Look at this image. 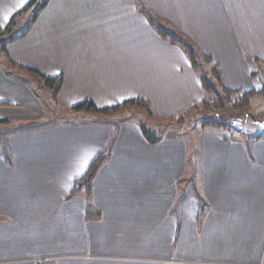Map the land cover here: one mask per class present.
<instances>
[{
    "label": "crops",
    "instance_id": "crops-1",
    "mask_svg": "<svg viewBox=\"0 0 264 264\" xmlns=\"http://www.w3.org/2000/svg\"><path fill=\"white\" fill-rule=\"evenodd\" d=\"M32 1L0 0V30L33 19ZM143 3L226 88L264 89V0H48L25 37L0 42V264H264V132L153 129L151 143L147 125L72 110L139 100L171 119L206 98ZM27 69L63 77L56 101ZM112 142L90 193H74Z\"/></svg>",
    "mask_w": 264,
    "mask_h": 264
},
{
    "label": "rangeland",
    "instance_id": "rangeland-1",
    "mask_svg": "<svg viewBox=\"0 0 264 264\" xmlns=\"http://www.w3.org/2000/svg\"><path fill=\"white\" fill-rule=\"evenodd\" d=\"M38 7H40V2L37 4V6H34L33 9L34 11L31 10V8L28 9L27 11L31 10L35 12L36 8L38 9ZM139 9L140 10L142 9L143 13L150 19L151 24L155 28L162 27L164 30H167V33L172 34L173 38H175V41L179 43L184 49H186V51H194V49H196L194 47H196L197 45L194 44V42L191 40L186 41L185 40L186 38L184 37L182 31L179 28L172 27V25H170L166 21L159 19L156 14V10L153 6H148L143 3L140 4ZM30 14L32 13H28L27 15L21 17L16 22V24L12 26V29L9 32L6 33L0 30V42L1 43L8 42L9 40L15 37L23 35L27 31V29L32 25L33 19ZM255 64L259 69V71L261 72V74H264V64H258L257 62H255ZM197 67L199 74L205 78V80L209 85V88L210 86L216 85L215 79L211 78V73H212L211 70L213 68V65L206 63L202 59L201 60L199 59ZM217 90L221 91L220 87L217 86ZM47 92L49 93L50 91L47 90ZM204 92L206 94V98L208 97L213 98L211 92L210 93L206 91ZM259 92L260 93H256V94L255 93L246 94L247 92L245 93V91H243L238 94H235L234 96H231L228 99H226L225 96L222 97L219 94L216 97H219V100L221 101V105L223 106L222 109L214 110L212 105L210 106L211 108H204L203 106L200 105L201 104L200 103L198 106H195L190 111L184 113L182 116L178 118L152 119L151 115H149L147 112L148 108L144 107L143 103L145 102L141 103V101L139 102V100H137L138 101L137 103H132L128 106L126 105L125 107H121L117 111H109L106 113L107 116L104 114H98L95 115L94 117L103 120L105 118H112L115 120H125L139 125H147V128L148 127L152 128V129H147V132L149 131L153 132L154 129V130H158L159 132L162 131L160 134L164 136L167 135L173 136L174 133L172 132H176L178 128H180V134H181L185 130L194 127L197 128L213 127V128H219L223 131V130H227L226 129L227 126H230L231 127L230 129H232L238 134L244 131L245 132L244 134L247 135L248 134L247 132H251L253 131V129H256L259 132L263 133L264 129L260 127L258 124H256L257 122L264 121V113H263L264 89L260 90ZM213 95L215 96V94ZM239 99H244V102L248 104L247 108L235 109L234 107H232L233 103L235 101H238ZM145 104L148 105L147 103ZM52 105L55 106V103L53 102ZM50 112L54 116L53 120L55 121L69 122L71 120L72 113H69L67 111L52 108ZM209 122H218L222 124V127H218L213 124L210 125ZM152 126L158 127V129ZM145 128L146 127H144V129ZM231 136H235V135H231Z\"/></svg>",
    "mask_w": 264,
    "mask_h": 264
},
{
    "label": "trees",
    "instance_id": "trees-1",
    "mask_svg": "<svg viewBox=\"0 0 264 264\" xmlns=\"http://www.w3.org/2000/svg\"><path fill=\"white\" fill-rule=\"evenodd\" d=\"M38 2H40V7H38V9L36 8V10H35V15H34V18H33L34 19L33 22L37 19L39 13L47 6L48 0H42V3H41V0L40 1L33 0L31 2V4L28 6V9L33 8L34 6H37ZM150 23H151V21H150ZM13 25H14V23H12L10 25V27L5 32L6 33L9 32L12 29ZM30 28H31V26L27 29V31L23 35L15 37V38L9 40V42H15L18 39L25 37V35L28 33ZM156 31L158 32L160 37L163 38L164 40H166V41H168L170 43H173V44L180 45L179 43H177L175 41V38H173L172 34H168L167 30H164L162 27L156 28ZM2 49H4V50L6 49V42L3 43ZM184 51L187 54L192 66L196 70H198L197 64H198V60L199 59L200 60L202 59L206 63L211 64L210 58L208 56L202 54V53L198 54V50H196V49H194V51H186V49H184ZM12 65L15 66V64L13 62H12ZM27 70L29 72H31L36 77L37 81L39 83H41L45 89H47V90H49L51 92L52 100L56 101L58 93H59V91H60V89H61V87L63 85V77L62 76H58L56 78H49V77H46V76L40 74L39 72H37L35 70H30V69H27ZM211 72H212L211 73V78L215 79L216 85L210 86V88H209V85H208V83H207V81L205 80L204 77H201L200 80H201V84H202V87H203L204 91H206L208 93L211 92L213 98H211V97L210 98L209 97L205 98L201 102L200 105L203 106L204 108H211L210 106L212 105L214 110L222 109L223 106L221 105V101L219 100V97H216V96L220 94L222 97L225 96L226 99H228L231 96H234L235 94H238L237 92L240 91V90H230V89H228V88L223 86V83L221 81V72L219 71L217 65H213V68H212ZM212 76H214V77H212ZM217 86L220 87L221 91L217 90ZM249 93L250 94H254V93L256 94V93H260V92L252 90V91L247 92L246 94H249ZM213 94H215V96ZM137 102L138 101H136V100L135 101H129V102H126L124 104H121V105H118V106H114V107H111V108H106V109H97L92 103L87 102V103H84L81 106L73 108L72 110L73 111L87 110V111H91V112H94V113L106 115V113L109 112V111H117L121 107H125L126 105L128 106V105H130L132 103H137ZM141 103H143V102H141ZM143 104H144V107L148 108L147 111L150 113L148 105H146L145 103H143ZM247 106H248V104L244 102V99H239L238 101H235L233 103L232 107H234L235 109H245V108H247ZM209 124L210 125L213 124V125H216L218 127H222V124H220L218 122H209ZM230 128H231L230 126H227L226 129H230ZM143 133H144L145 137L148 139V141H150L151 143H156L157 142V140L153 139L148 134L147 131L144 130ZM113 142L110 144L108 150L106 152L102 153L98 157V159L91 165V167L89 168V170L86 173V175L82 179H80V180L75 182V187H74V190H73L74 193H78V192L90 193L91 188H92V185H91L92 180L94 179V177L98 173V170L103 165V163L106 162L111 157Z\"/></svg>",
    "mask_w": 264,
    "mask_h": 264
},
{
    "label": "water",
    "instance_id": "water-1",
    "mask_svg": "<svg viewBox=\"0 0 264 264\" xmlns=\"http://www.w3.org/2000/svg\"><path fill=\"white\" fill-rule=\"evenodd\" d=\"M256 124H258L260 127H262L264 129V121L262 122H257Z\"/></svg>",
    "mask_w": 264,
    "mask_h": 264
},
{
    "label": "built area",
    "instance_id": "built-area-1",
    "mask_svg": "<svg viewBox=\"0 0 264 264\" xmlns=\"http://www.w3.org/2000/svg\"><path fill=\"white\" fill-rule=\"evenodd\" d=\"M229 133H230V135H234L233 132H229Z\"/></svg>",
    "mask_w": 264,
    "mask_h": 264
}]
</instances>
